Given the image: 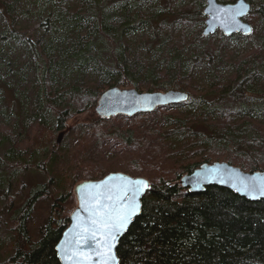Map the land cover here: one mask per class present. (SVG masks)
Segmentation results:
<instances>
[{
    "label": "trees",
    "instance_id": "16d2710c",
    "mask_svg": "<svg viewBox=\"0 0 264 264\" xmlns=\"http://www.w3.org/2000/svg\"><path fill=\"white\" fill-rule=\"evenodd\" d=\"M166 1L167 14L176 17L175 26L184 32L161 42L155 50L160 59L153 60L139 51L132 56L122 38L134 25H151L153 33L161 34V19L148 15L146 0H81L82 7L63 10L65 17L51 15L56 19L52 25H63L69 41L58 56L39 34L40 26L16 29L12 3L0 0L10 35L25 45L34 72L30 113L19 115L14 125L7 118L0 121V215L9 227L8 235L0 231V264H60L55 246L77 204L74 187L111 172L149 182L141 213L116 249L119 264H264V200L253 202L218 186L190 193L179 184L183 175L214 162L264 172V0L258 5L247 0L251 11L244 21L251 34L230 37L220 31L203 35L205 0ZM80 30L83 34L76 36ZM109 42L114 43L111 54L106 53ZM241 42L250 47L233 60L226 46ZM202 66L209 71L207 90L192 77V69ZM5 67L0 62V76ZM76 68L91 78L79 74L67 81ZM226 69L232 74L224 76ZM113 87L139 93L181 91L188 99L130 118H100L94 108ZM17 108L20 113L19 103ZM179 108L184 111L175 114ZM82 114L90 120L67 124ZM61 130L67 131L66 149L55 141ZM169 135L185 147L166 144ZM92 139L100 149L93 163L78 157ZM110 140L122 153L106 161L101 152ZM181 155L182 162L176 158ZM30 170L42 171L46 182L27 187L23 177ZM46 198L50 205L33 231L34 212Z\"/></svg>",
    "mask_w": 264,
    "mask_h": 264
},
{
    "label": "water",
    "instance_id": "95a60500",
    "mask_svg": "<svg viewBox=\"0 0 264 264\" xmlns=\"http://www.w3.org/2000/svg\"><path fill=\"white\" fill-rule=\"evenodd\" d=\"M250 11L251 4L247 0H236L226 4L217 0H205L203 15L206 18L203 35L209 36L220 31L228 37L233 34L249 36L252 28L244 18ZM187 99L188 95L181 91L139 93L134 89L113 87L100 95L94 111L103 119L119 115L130 118L137 114L151 113L159 107L176 105ZM59 142L60 136L57 144ZM179 184L190 193H200L206 187L218 186L253 202L264 200V172H244L226 162L203 164L191 173L183 175L179 179ZM123 189H127L126 194ZM136 189L140 190L136 191ZM148 190L149 182L146 178L132 177L122 172H111L100 180L78 183L73 190L77 201L76 207L69 216L68 227L55 246L59 263L78 264L83 258L78 253H84L87 256V264H104L107 257L103 254L107 252V244L103 230L97 231L95 238H89L87 244L77 243L82 239V229L91 227L93 212L99 208L102 212L106 210L131 212L124 228L115 233V240L107 241L111 244L114 264H119L116 254L119 241L135 218L140 215L142 198ZM93 195L99 200V205L93 201ZM82 201L86 203L82 205ZM133 207L135 211H132Z\"/></svg>",
    "mask_w": 264,
    "mask_h": 264
},
{
    "label": "rangeland",
    "instance_id": "374dc122",
    "mask_svg": "<svg viewBox=\"0 0 264 264\" xmlns=\"http://www.w3.org/2000/svg\"><path fill=\"white\" fill-rule=\"evenodd\" d=\"M250 1L255 5L260 3V0ZM9 2L10 4L12 3L13 6H10L14 8V14L17 16V25L15 28L25 29L40 26L38 28L39 34H43L44 41L47 42L50 51L56 56L59 54L60 47L62 46L61 48H63L64 45L68 46L69 41L65 40L66 36L64 34L66 30H64L63 25L59 23L52 25V23L56 22V19L53 17L50 18L51 15L61 14L64 16L65 14L63 13V10L71 12L75 8H80L83 6L81 0H9ZM176 2H179V0ZM187 2H189V0ZM167 4L168 2L166 0H146L144 3L145 7H147L148 15H154L157 19H161L160 24L161 27H163L161 34H158L159 31H155L153 33L152 29H150L152 27L151 25H145L142 28H138L134 25L133 30H127L122 34L123 41L128 43L132 56L136 53V51H139L141 56L151 55L153 60H158L160 59V55L155 50L158 48L161 42H171L174 39L182 36L184 29L180 24L175 26V21H177L176 17L167 14ZM165 16L168 18H165ZM170 24L174 25L172 29L169 28ZM10 28V19L8 16H4V8L0 4V62L4 63L6 66L3 70V75L0 76V121L3 122L7 118L9 124L14 125L19 115L24 117L31 111L34 96L32 85L34 72L30 66L32 60L30 59L28 52L25 50V45H19L21 42H18L15 36L11 37ZM52 31L55 35L51 33ZM83 32L84 30L78 31L76 36L80 37ZM146 39L148 41H146ZM63 41L67 43H63ZM116 45L117 44H115V46ZM249 47V43L241 42L237 47L232 46V44H228L226 46V50L231 53V58L233 60H238ZM106 48V53L111 54V50L114 49V43L112 44L109 42ZM7 55L9 56V60H5L7 62L6 63L3 61V58ZM187 55H189V53H187ZM7 68L13 70V72H8ZM208 72L209 71L206 66L192 69V77L193 79L197 80L202 90H207L208 88V82L206 83L205 81V77ZM79 74L83 73L80 72L79 68H76L74 72L69 73L67 81L71 82L74 77ZM230 74H232L231 69L224 70V76H228ZM83 75L86 80L91 78L90 73L86 72ZM17 103L20 104V113L18 112ZM232 105L237 106L235 103ZM182 111H184L183 108H179L176 109L174 113L177 114L181 113ZM88 115L89 114H82L74 117L67 124L70 127H73L78 123H86L90 120ZM260 121L264 123L263 114H260ZM107 126L109 125H104L103 127ZM59 136L60 142L58 146H62L64 149H66L65 142L68 136L67 131H57L55 133V141L59 138ZM80 141L81 139H78L77 142ZM164 142L173 147V149H176L177 146L185 147L184 142L176 140L172 135L165 136ZM113 144H115L113 140H110L106 144L103 143L104 151L101 152V155L106 161H112L114 158L121 156L122 152L119 153L117 151V147ZM86 148L85 154H79L78 157L93 163L95 158L98 156L100 149L97 148V143H95V140L93 139ZM182 157V155L181 157L176 156V158L180 159L181 162L183 160ZM46 180L47 177L42 171L35 170L28 171L23 177V181L27 187L34 186L38 183H44ZM50 202L51 200L46 198L37 205L32 218L33 231H35L36 226L45 217L46 209L49 207ZM6 220L7 218L1 214L0 231H2V234L8 235L9 227L4 225Z\"/></svg>",
    "mask_w": 264,
    "mask_h": 264
},
{
    "label": "snow or ice",
    "instance_id": "6c2138e0",
    "mask_svg": "<svg viewBox=\"0 0 264 264\" xmlns=\"http://www.w3.org/2000/svg\"><path fill=\"white\" fill-rule=\"evenodd\" d=\"M139 183V182H138ZM144 186L146 187V183H144ZM83 187V186H82ZM140 189H136V191H139ZM124 193L126 194L127 189H123ZM93 201L95 204L99 205V200L96 196H92ZM86 202L82 201V205H84ZM132 211H135V208L133 207ZM131 215V212L122 210V211H113V210H106V211H100L99 208H96L93 212V219L91 221V227H85L82 229V239L79 240L77 243L78 245L80 243L87 244L89 238L94 239L95 234L97 231L103 230L106 234V241L107 244V252L104 253L107 258L104 261V264H114L115 258L111 254V244H108V240H115V233L119 232L121 229L124 228L126 223L128 222L129 216ZM83 258L78 261V264H87V256H85L84 253H78Z\"/></svg>",
    "mask_w": 264,
    "mask_h": 264
}]
</instances>
